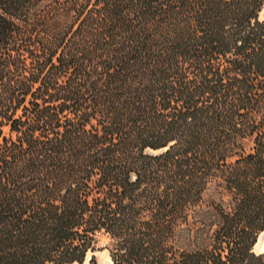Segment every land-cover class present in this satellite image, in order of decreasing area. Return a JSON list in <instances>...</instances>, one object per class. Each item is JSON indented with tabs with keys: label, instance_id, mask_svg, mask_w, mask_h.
Returning a JSON list of instances; mask_svg holds the SVG:
<instances>
[{
	"label": "trees",
	"instance_id": "16d2710c",
	"mask_svg": "<svg viewBox=\"0 0 264 264\" xmlns=\"http://www.w3.org/2000/svg\"><path fill=\"white\" fill-rule=\"evenodd\" d=\"M263 5L0 0V264H85L101 230L111 264H264ZM215 177L233 210L177 249Z\"/></svg>",
	"mask_w": 264,
	"mask_h": 264
},
{
	"label": "rangeland",
	"instance_id": "374dc122",
	"mask_svg": "<svg viewBox=\"0 0 264 264\" xmlns=\"http://www.w3.org/2000/svg\"><path fill=\"white\" fill-rule=\"evenodd\" d=\"M260 18L264 19V5L260 11ZM5 133L9 134V126H5ZM246 150H251L253 141L248 138L245 141ZM236 156L230 157V160ZM234 201L232 193L226 187L221 177L210 180L205 188L202 199L189 212L186 219L178 224L175 234V246L179 250H197L209 247L213 241L215 230L221 222V208L232 211ZM111 238L107 232L101 230L95 236L93 249L89 250L85 264H109L111 262L109 244ZM258 252L264 251V231L260 234L255 245ZM94 261L91 262V257Z\"/></svg>",
	"mask_w": 264,
	"mask_h": 264
},
{
	"label": "bare ground",
	"instance_id": "6f19581e",
	"mask_svg": "<svg viewBox=\"0 0 264 264\" xmlns=\"http://www.w3.org/2000/svg\"><path fill=\"white\" fill-rule=\"evenodd\" d=\"M109 264H111V262Z\"/></svg>",
	"mask_w": 264,
	"mask_h": 264
}]
</instances>
